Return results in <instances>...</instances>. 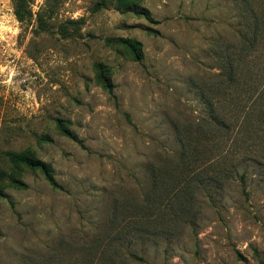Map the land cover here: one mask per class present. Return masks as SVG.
I'll list each match as a JSON object with an SVG mask.
<instances>
[{
  "label": "rangeland",
  "instance_id": "374dc122",
  "mask_svg": "<svg viewBox=\"0 0 264 264\" xmlns=\"http://www.w3.org/2000/svg\"><path fill=\"white\" fill-rule=\"evenodd\" d=\"M28 2L0 0V264H264V0Z\"/></svg>",
  "mask_w": 264,
  "mask_h": 264
},
{
  "label": "trees",
  "instance_id": "16d2710c",
  "mask_svg": "<svg viewBox=\"0 0 264 264\" xmlns=\"http://www.w3.org/2000/svg\"><path fill=\"white\" fill-rule=\"evenodd\" d=\"M28 3H29L28 0H14V12L20 20L24 19L28 14H30V11L28 10ZM247 8L245 9L243 7L239 8L240 24H242V27H240V31H239L241 40L238 46H239V50L243 53L236 59H239L240 62L244 60L246 55L251 54L256 49L257 45L261 43L260 41L261 37L264 36V13L261 12L259 14L253 8L252 9L249 8V10ZM139 13H142L147 18H150V13L145 8L140 10ZM70 21L76 23L78 20H70ZM113 41L128 46L133 52L135 59L141 60L142 51L136 43L132 42L127 38H117V39L115 38L113 39ZM237 64L238 61L237 62L232 61L229 62L227 66H225V70L227 71V73H229L228 79L232 82L237 81V74H238L237 66H236ZM101 67H102L101 64L98 63V68L100 69L98 73L102 79V84L106 88H108L109 91L111 92L112 85L108 81ZM64 129L66 134L76 139L75 134L71 130L66 128ZM10 155H12L13 157H15L20 161L28 163L31 166L39 167L44 172L47 179L53 186L58 185L53 177V169L50 164L38 159L34 160L24 153H13V154L10 153Z\"/></svg>",
  "mask_w": 264,
  "mask_h": 264
}]
</instances>
